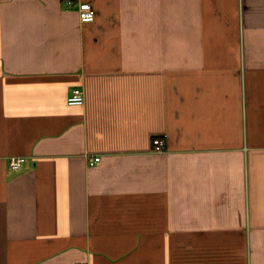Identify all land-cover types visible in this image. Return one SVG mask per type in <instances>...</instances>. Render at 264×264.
Here are the masks:
<instances>
[{
	"label": "crops",
	"instance_id": "0c3cea01",
	"mask_svg": "<svg viewBox=\"0 0 264 264\" xmlns=\"http://www.w3.org/2000/svg\"><path fill=\"white\" fill-rule=\"evenodd\" d=\"M0 264H264V0H0Z\"/></svg>",
	"mask_w": 264,
	"mask_h": 264
},
{
	"label": "built area",
	"instance_id": "2783aa9c",
	"mask_svg": "<svg viewBox=\"0 0 264 264\" xmlns=\"http://www.w3.org/2000/svg\"><path fill=\"white\" fill-rule=\"evenodd\" d=\"M77 13L80 21L90 22L95 18V9L89 1H79L77 3ZM66 102L68 105H82L85 102L84 90L80 87H73L67 95ZM164 140L160 137H154L152 139V147L156 152H162L164 150ZM22 156H13L9 158V166L12 169H18L24 161ZM100 160V156H89L88 163L90 165L95 164Z\"/></svg>",
	"mask_w": 264,
	"mask_h": 264
}]
</instances>
